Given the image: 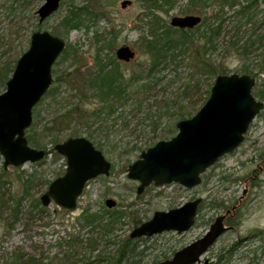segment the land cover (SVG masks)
I'll return each instance as SVG.
<instances>
[{
	"label": "rangeland",
	"instance_id": "rangeland-1",
	"mask_svg": "<svg viewBox=\"0 0 264 264\" xmlns=\"http://www.w3.org/2000/svg\"><path fill=\"white\" fill-rule=\"evenodd\" d=\"M14 1L0 0V36L10 35L0 46V67L14 64L28 50L36 31L63 38L66 48L52 67L50 91L33 108V124L26 130L29 145L46 150V157L6 168L0 154V264H11L18 253L39 259L38 264H83L85 260L95 264L99 255L112 259L119 244L131 239V232L156 211L198 197L203 203L196 224L188 231H167L137 241L145 249L141 263L172 258L204 236L219 215H227V231L196 264H264V108L240 147L208 168L196 188L177 182L153 183L139 194L140 182L128 177L129 166L143 151L162 139H172L179 131L177 122L183 116L192 118L204 106L218 75H251L256 81L252 92L264 102V0H203L197 6L192 0H131L124 8V0H62L60 8L44 21L37 11L45 0ZM72 11L82 14L77 27L63 24ZM189 14L202 18L197 26L200 31L189 33L194 44L188 45L187 52L175 51L177 59L160 63L155 73H149L153 54L146 49L148 40L168 26L174 35L184 34L172 26L171 19ZM215 18L222 33L206 56L218 72L211 76L206 60L196 57L194 45L202 40L200 32L207 33L211 25L215 28ZM126 45L136 55L122 62L116 51ZM202 52L206 53L205 47ZM98 57L110 69L118 67L127 83L128 100L118 106V112L92 114L102 104L90 97L83 79L88 73L95 76ZM138 76L136 83L133 78ZM6 85L0 86V93ZM77 105L82 107L81 115L75 111ZM70 112L72 120L67 117ZM73 135L89 138L103 152L111 162L110 175L90 179L75 210L58 207L54 201L44 206L41 195L67 170L66 159L55 146ZM108 199H114L116 206L109 208ZM112 210L123 216L115 220L108 237L100 238V229L77 221L85 212L108 221ZM92 237L97 242L91 247ZM71 247L76 253L67 260Z\"/></svg>",
	"mask_w": 264,
	"mask_h": 264
},
{
	"label": "water",
	"instance_id": "water-1",
	"mask_svg": "<svg viewBox=\"0 0 264 264\" xmlns=\"http://www.w3.org/2000/svg\"><path fill=\"white\" fill-rule=\"evenodd\" d=\"M62 0H45L37 11L40 21L56 12ZM133 1L124 0L122 7ZM201 16L189 14L173 17L172 26L189 29L197 27ZM30 46L25 51L7 81L6 90L0 93V154L4 167H20L26 162L35 163L46 157V150L33 148L28 143L26 130L32 126L33 108L41 101L53 84V65L62 54L65 40L49 31H36L31 35ZM125 62L135 58L130 46L116 51ZM255 79L243 75L222 74L214 81L209 98L192 118L177 122L179 131L170 140L162 139L143 151L131 163L128 177L140 182L137 192L155 183H179L193 189L202 183V175L223 156L240 147L264 102L256 99L252 90ZM55 150L66 159L67 170L57 177L41 195L44 206L52 201L58 207L75 210L86 183L102 174L110 175L111 162L106 160L91 140L84 136L69 137L58 142ZM202 198L166 211H156L131 232V238L153 237L167 231L183 233L196 223ZM114 199L106 205L112 208ZM227 215H219L205 235L179 249L172 258L157 264H196L228 229Z\"/></svg>",
	"mask_w": 264,
	"mask_h": 264
},
{
	"label": "trees",
	"instance_id": "trees-1",
	"mask_svg": "<svg viewBox=\"0 0 264 264\" xmlns=\"http://www.w3.org/2000/svg\"><path fill=\"white\" fill-rule=\"evenodd\" d=\"M236 0H233V2H235ZM14 2H25L26 4L28 3V0H16ZM192 5L193 6H197L199 4H201L203 2V0H192ZM224 3H229L230 0H223ZM14 3V4H16ZM204 3V2H203ZM77 10V9H76ZM222 17V16H221ZM219 18V17H217ZM215 18L216 20H218L217 25H215L213 28L212 25L211 27L206 30H208V32H200L199 36H202V40L204 42L198 41L199 44L194 45L195 50L194 52L197 54V58L201 59H205L207 62L208 59H206V56L208 55L209 51L212 47L215 46L214 41L215 39H217V37H219L222 33V29H221V24L219 23V19ZM82 21V14L76 12V11H72L71 12V16H68L65 18V20L63 21V24L68 25V26H74L77 27L78 24ZM199 27V26H198ZM189 28V29H180L181 31L184 32V34H179L178 35H174V31L172 30L171 27H164V33L159 34L158 37H155L154 40H148L147 42V51H149L151 54H153V63L149 69V73H155L158 68H159V64L160 63H165L166 61H174L175 59H177V53H175V51L179 50V49H183V51L185 50V52H187V47L188 45L191 46V44H194L195 41H193L190 44V40H189V36L191 34H189L190 32H196V31H200L199 28ZM192 36H194L192 34ZM8 37H10L9 34H5L0 36V46H4L5 43L8 42ZM205 47L206 49V53L202 52V48ZM201 55V56H200ZM171 56V57H169ZM19 59V58H18ZM18 59H16V62L14 61V64H9V66L7 65L8 63L3 64L0 67V86H5L7 84V81L10 78V75L14 72V67L16 65V63L18 62ZM98 66L99 69L93 74L95 75L94 77H92V73H88L87 76L83 79V81L85 82V88L87 89L88 93H90V97L93 99H97L99 100L102 104L100 107H98L97 111H94L92 114L97 115V114H102L105 113L107 111V113H114L115 111L118 112V106L120 104H124L127 100H128V87H126L127 83L125 81V78L121 75L119 68H113L110 69L108 66V64L102 63V61L100 60V57H98ZM208 68L206 71H210L211 72V76L218 74L216 68L212 65H209V62H207ZM110 65V64H109ZM204 66V65H202ZM210 66V67H209ZM209 69V70H208ZM133 80L138 83V81L140 80L139 76L138 77H134ZM133 80L131 82H133ZM144 88L141 87V90H143ZM50 91V90H49ZM48 91V92H49ZM47 92V93H48ZM46 93V94H47ZM138 93V92H137ZM210 93V91H209ZM210 95V94H209ZM41 102V101H39ZM82 107L78 106L76 107V110H79L80 115L82 114L83 110H81ZM68 112V111H67ZM67 112H65L67 114ZM91 113V112H90ZM65 114V116H67ZM73 114V112H70V114H68L67 117L70 118V120H72L73 117H70ZM84 113V117H85ZM181 119H185V116H183ZM78 135V134H77ZM77 135H73L74 137H76ZM80 135V134H79ZM30 140L37 144L40 145L36 139H34V137H30ZM48 152L46 151V154ZM202 205V204H201ZM200 205V207H201ZM109 213L108 216L110 218V220L105 221L103 216H98L96 214H91L89 215L88 212H85V214L80 215L79 218H77L78 222H82L84 223V225L86 226H90L93 227L94 229L98 228L101 231V237H108L111 234L112 231V225L113 223H115L116 221H119L122 219V214L119 212V210H112V211H108ZM145 237L142 238H137V239H128L126 240L122 245L119 244V250L117 252V254L112 258H105V257H101V255H99L98 258L99 260H96V263H100V264H142L141 263V259H143V255L145 253V249H140L137 241L138 240H143ZM97 242V238L92 237L90 239L89 245L92 247V245H95V243ZM83 243V240L80 244ZM79 245V244H78ZM71 251V252H70ZM76 253V249H74L73 247H71V249L69 251H67V260L71 259L72 256H74ZM39 259H36L32 256H27L24 253H18L17 255H15L12 258V262L11 264H38ZM93 262L89 261V260H85L83 264H93Z\"/></svg>",
	"mask_w": 264,
	"mask_h": 264
},
{
	"label": "flooded vegetation",
	"instance_id": "flooded-vegetation-1",
	"mask_svg": "<svg viewBox=\"0 0 264 264\" xmlns=\"http://www.w3.org/2000/svg\"><path fill=\"white\" fill-rule=\"evenodd\" d=\"M122 62H125V61H123V60H121Z\"/></svg>",
	"mask_w": 264,
	"mask_h": 264
}]
</instances>
